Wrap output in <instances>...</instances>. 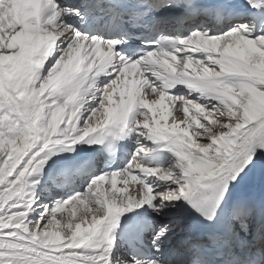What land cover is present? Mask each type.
<instances>
[{
  "label": "snow or ice",
  "instance_id": "6c2138e0",
  "mask_svg": "<svg viewBox=\"0 0 264 264\" xmlns=\"http://www.w3.org/2000/svg\"><path fill=\"white\" fill-rule=\"evenodd\" d=\"M132 136L123 168L39 202L82 168L46 176L54 155L110 137V167ZM142 140L175 161L150 166ZM258 154L264 0H0V264H264V195L237 192Z\"/></svg>",
  "mask_w": 264,
  "mask_h": 264
},
{
  "label": "bare ground",
  "instance_id": "6f19581e",
  "mask_svg": "<svg viewBox=\"0 0 264 264\" xmlns=\"http://www.w3.org/2000/svg\"><path fill=\"white\" fill-rule=\"evenodd\" d=\"M78 0H70L71 3H76ZM230 2L237 4V5H241L243 6L245 3V0H230ZM206 28H212L213 31H216V29L210 25V24H206L205 25ZM179 30H181L183 33H186L188 35V31L191 30L190 26L185 24L183 26H180L178 28ZM226 30V29H224ZM186 89L183 88L182 86H178L175 89L172 90L173 94H177V95H185L186 94ZM167 103V102H166ZM86 107H88V105H86ZM136 138L134 136V140L129 139L126 143V150L128 152L127 155V162L132 158V154L133 152L136 150L137 148V144L135 142ZM141 144L143 145V147L145 148L146 151H148V154L150 155L153 148H154V144H152L151 142L148 141H141ZM95 161V165L94 171H91L90 174L88 169L85 171H82L80 174H78V178L73 181L72 179H63L62 182L64 184V189L62 191H57V193H52L48 190L47 188V183H43L41 185V187L36 189V195L39 197V202L41 204H43L44 201H47L49 198H52L51 201L48 202V205H52L53 201L55 199H59V200H64L63 197L68 196L70 193L73 192H82L85 189V186L87 185V182L89 179H91L92 176H98L100 174V172L97 170V163L99 162V159L94 160ZM175 161V157L171 154L169 163L166 164V166H164L165 169H167L169 167V165L171 163H173ZM48 164L51 165V167H45V174L47 175H54L57 174L61 171H63L60 162L55 161V163H53V160H49ZM125 164V165H126ZM151 166V165H150ZM256 172V176H255V181L253 183V185L248 189V192H256L262 182V179L264 177V154H258L257 159L253 162L252 165L249 166V169L246 170L247 174L251 173V172ZM90 176L89 179H87V176ZM148 183L152 184L154 187L159 183V181H157L156 177H150L147 178ZM157 190H159V188H157ZM254 190V191H253ZM83 210V206L81 205V208L79 211H77V216H79L80 211ZM146 210V209H145ZM71 211V206L69 207L68 210H66V212L64 213L65 216L68 215V213ZM34 218V217H32Z\"/></svg>",
  "mask_w": 264,
  "mask_h": 264
},
{
  "label": "rangeland",
  "instance_id": "374dc122",
  "mask_svg": "<svg viewBox=\"0 0 264 264\" xmlns=\"http://www.w3.org/2000/svg\"><path fill=\"white\" fill-rule=\"evenodd\" d=\"M52 198H49L47 201H44L43 204H48L49 201H51Z\"/></svg>",
  "mask_w": 264,
  "mask_h": 264
}]
</instances>
